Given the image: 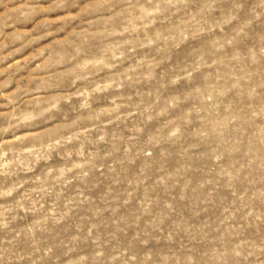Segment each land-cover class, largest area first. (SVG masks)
Segmentation results:
<instances>
[{"label": "rangeland", "instance_id": "rangeland-1", "mask_svg": "<svg viewBox=\"0 0 264 264\" xmlns=\"http://www.w3.org/2000/svg\"><path fill=\"white\" fill-rule=\"evenodd\" d=\"M0 264H264V0H0Z\"/></svg>", "mask_w": 264, "mask_h": 264}]
</instances>
